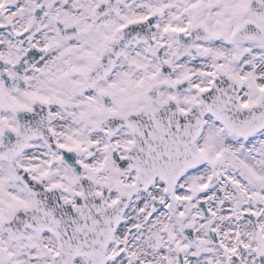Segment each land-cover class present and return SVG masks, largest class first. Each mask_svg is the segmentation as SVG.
<instances>
[{"label":"snow or ice","instance_id":"snow-or-ice-1","mask_svg":"<svg viewBox=\"0 0 264 264\" xmlns=\"http://www.w3.org/2000/svg\"><path fill=\"white\" fill-rule=\"evenodd\" d=\"M0 264H264V0H0Z\"/></svg>","mask_w":264,"mask_h":264}]
</instances>
